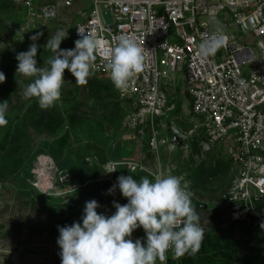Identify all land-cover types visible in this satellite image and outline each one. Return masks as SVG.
Instances as JSON below:
<instances>
[{
	"label": "rangeland",
	"instance_id": "rangeland-1",
	"mask_svg": "<svg viewBox=\"0 0 264 264\" xmlns=\"http://www.w3.org/2000/svg\"><path fill=\"white\" fill-rule=\"evenodd\" d=\"M90 2L79 0L74 7L64 8L61 0H38L34 14L29 15L26 10L15 8L9 0H0V71L6 77L0 86L11 80L17 85L7 113L8 123L0 128V264H61L58 225H67L70 215L75 222H82L85 202L92 199L100 205L97 212L106 216L116 211L113 202L127 203L118 187L108 193V189L117 184L109 180V173L103 172L111 161L142 162L146 170L133 173L137 180L142 176L151 180L157 174L177 176L203 208L196 213L205 234L213 228L223 234L232 232L250 247L256 232L231 224L229 213L217 215L214 212L222 206L238 172L229 149L233 139H227L209 152L204 151L201 122L191 111L187 94L183 92L182 75H178L180 89L175 95V100H181V111L170 112L168 119L158 123L155 129L159 132V155L146 143L151 140V128L146 130L144 142L129 132L127 120L133 110L132 101L121 99V91L114 87L109 73L96 76L109 86L99 97H89L84 91L79 94L75 77L67 69L61 98L53 107L41 109L36 98L23 97L24 88L34 77L16 74V54L36 43L38 67L47 66L53 53L45 45L61 29L67 30L68 36L62 40L60 48H74L77 39L73 30L77 22L85 19L79 11L84 7L89 13ZM37 34L39 38L33 41L31 37ZM71 115L73 123L69 120ZM59 117L65 118V122L58 130H51V123ZM66 133L68 144L60 152L58 148ZM87 158L94 161L90 163ZM217 163L222 169L218 176L210 173ZM72 170L79 171L87 190L72 197V205L67 207L69 196L80 187L73 182ZM120 175L132 173L122 165L114 179ZM36 192L62 199L50 202ZM144 236L142 228L132 233L133 240ZM241 254L251 256L248 248Z\"/></svg>",
	"mask_w": 264,
	"mask_h": 264
},
{
	"label": "built area",
	"instance_id": "built-area-1",
	"mask_svg": "<svg viewBox=\"0 0 264 264\" xmlns=\"http://www.w3.org/2000/svg\"><path fill=\"white\" fill-rule=\"evenodd\" d=\"M9 1L29 15L38 2ZM78 3L61 0L64 8ZM104 10L109 12V23ZM79 13L85 19L76 23L74 38H80L81 27L106 41L94 62V74L108 73L105 58L120 35L132 37L142 48L143 69L120 97L132 101L129 132L143 142L145 128H151L149 146L154 154L159 155L160 146L155 129L176 107L170 98L180 89L179 74L183 92L192 99L191 111L201 122L204 151L233 139L229 149L238 172L223 201L230 222L261 233L264 246V0H91L90 12L83 7ZM212 34L226 36L227 44L201 59L198 46ZM129 162L139 165L136 172L146 170L142 162ZM111 163L118 168L109 173L115 182L120 166L128 162Z\"/></svg>",
	"mask_w": 264,
	"mask_h": 264
},
{
	"label": "clouds",
	"instance_id": "clouds-1",
	"mask_svg": "<svg viewBox=\"0 0 264 264\" xmlns=\"http://www.w3.org/2000/svg\"><path fill=\"white\" fill-rule=\"evenodd\" d=\"M77 33L80 38L74 41L71 49L60 48L62 40L68 36L67 30H58L47 40L45 47L53 53L47 66L38 67L36 43L16 54V74L34 77L24 88L23 97L36 98L41 109L51 108L60 100L65 69L75 77V84L81 86L94 74V62L106 41L81 27ZM38 38L39 34L31 37L33 41ZM116 41L105 58V68L114 87L124 91L130 79L142 71L144 56L132 37L122 34ZM226 44V36L212 34L202 39L198 55L207 59ZM5 78L0 71V83ZM243 83L240 81L241 85ZM7 110V100L0 101V127L8 123ZM125 167L132 175L118 176L117 184L109 188L108 193L118 187L127 203L113 202L116 211L106 216L97 212L100 205L92 199L85 202L82 222L57 226L61 264H166L168 253L178 260L199 252L205 233L187 184L171 174L155 175L151 180L142 176L137 180L133 173L139 165L128 162ZM117 169L110 162L103 172L112 173ZM138 228L143 229L145 236L133 240L132 233Z\"/></svg>",
	"mask_w": 264,
	"mask_h": 264
},
{
	"label": "trees",
	"instance_id": "trees-1",
	"mask_svg": "<svg viewBox=\"0 0 264 264\" xmlns=\"http://www.w3.org/2000/svg\"><path fill=\"white\" fill-rule=\"evenodd\" d=\"M17 20L22 22L21 19L17 18ZM96 76L97 74L88 78V83L86 85H82V86L77 85L76 86L77 92L81 94L84 91V93L89 97L90 96L99 97L100 95H102L107 89H109V86L106 87V85L102 81L97 79ZM16 90H17V85L15 84L14 80H11L9 83L0 86V101L7 100L8 110L12 102V94L16 93ZM187 98L190 102V108H191L192 99L188 96V94H187ZM170 104L176 105L174 109L175 112L181 111L182 103L180 99L175 100V97L171 96ZM8 110L6 112V119H7ZM30 110H32V108H30ZM69 120L70 122L73 123L74 118L72 115L69 116ZM64 122H65V118L63 117H59L55 119L50 125L51 130L53 131L58 130L63 125ZM145 129L147 130L148 128H145ZM21 132H23V130H21ZM133 137L135 138V136ZM146 143H147V146H149V142L147 141ZM67 144H68V133H66L65 136L62 138L61 145L58 148L59 151L62 152L67 146ZM220 167H221L220 163H217L215 168L213 167L211 169L212 171L210 170V173L218 176L222 172L221 171L222 169ZM71 172L73 173V178H74L73 182H77V184H79L80 187L76 190L74 189V191L69 196L70 200L65 203L67 207L72 205V202H71L72 197L77 195L82 190H85V191L87 190L86 189L87 186H83V184L86 181L84 178L83 179L80 178L79 171L72 170ZM99 182L97 181V183ZM100 183H105L108 186L112 184L111 182H100ZM36 194L40 198L44 200H48L50 202H53L56 199L61 201L62 199V198H55L53 196L41 195L38 192H36ZM191 199H192L193 205L195 206V212H197L198 210H203V208L200 206V203L194 200L193 197H191ZM224 202L225 201H223V204L219 209L214 210V212L217 215L221 213H229V210L226 207V204ZM73 222H75V219L72 215H70L67 221V225H71ZM231 224L236 225V226L238 225L232 222ZM247 230L253 232V230L251 229H247ZM260 237H261V233H256L252 239V242H254L255 245L249 247V243L248 245H244L240 240H238L233 235L232 232L223 234L217 228H213L212 231H210L208 234H205V238L202 241L201 248L195 256L185 255L177 260V259H173L172 256L170 255L171 259L169 261V264H264V246L262 245V240H261L262 237L261 238ZM245 247L249 249L251 256L247 255L246 257L245 255L241 254V251L243 249H246Z\"/></svg>",
	"mask_w": 264,
	"mask_h": 264
},
{
	"label": "water",
	"instance_id": "water-1",
	"mask_svg": "<svg viewBox=\"0 0 264 264\" xmlns=\"http://www.w3.org/2000/svg\"><path fill=\"white\" fill-rule=\"evenodd\" d=\"M103 17H104L106 23H109V22L111 21V18H110L109 12L106 11V10H104V12H103Z\"/></svg>",
	"mask_w": 264,
	"mask_h": 264
}]
</instances>
